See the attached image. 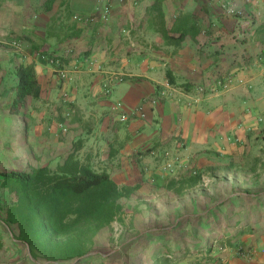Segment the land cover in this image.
I'll list each match as a JSON object with an SVG mask.
<instances>
[{
	"label": "crops",
	"instance_id": "1",
	"mask_svg": "<svg viewBox=\"0 0 264 264\" xmlns=\"http://www.w3.org/2000/svg\"><path fill=\"white\" fill-rule=\"evenodd\" d=\"M50 54L68 55L72 82L42 58ZM21 63H35L42 93L14 115ZM109 73L124 82L106 96ZM230 76L244 83L212 91ZM119 101L126 123L112 110ZM253 133H264V0H0V151L28 169L55 168L80 147L83 161L127 176L143 152L185 165L234 154Z\"/></svg>",
	"mask_w": 264,
	"mask_h": 264
},
{
	"label": "trees",
	"instance_id": "2",
	"mask_svg": "<svg viewBox=\"0 0 264 264\" xmlns=\"http://www.w3.org/2000/svg\"><path fill=\"white\" fill-rule=\"evenodd\" d=\"M60 56L65 62L68 55ZM15 75L11 113L17 115L42 91L35 63H21ZM242 144L241 155L215 153L183 164L167 184L147 181L138 159L141 179L119 185L107 167L79 158L80 147L55 168L0 171V264H231L234 256L248 261L264 242V177L256 166L254 174L240 173L247 166L248 139ZM205 166L213 173L208 187ZM149 184L171 197L164 203L170 213H159L155 202L142 197ZM130 208L139 216L154 215L153 224L140 228L136 215L126 224ZM116 221L124 225L120 240L113 235ZM103 237L108 254L97 251Z\"/></svg>",
	"mask_w": 264,
	"mask_h": 264
},
{
	"label": "rangeland",
	"instance_id": "3",
	"mask_svg": "<svg viewBox=\"0 0 264 264\" xmlns=\"http://www.w3.org/2000/svg\"><path fill=\"white\" fill-rule=\"evenodd\" d=\"M9 47V46H7ZM10 48V47H9ZM248 139V153L246 156H244L243 162L247 165L246 170L243 172H240L242 174H247L251 175L254 174L250 169L254 168L255 166L257 167L256 171L262 178L264 177V133L258 134V133H253L252 135L247 137ZM5 147V144H0L1 147ZM18 146V145H17ZM243 151V147L240 145V147H237V149L234 151L236 155H239ZM6 150L0 151V171L3 170H29L27 166L23 165V161L21 159H11L8 158V155H11L10 152ZM141 161H143L145 169L147 171L146 173V178L148 179L147 181L154 182L155 180L157 181L156 184L159 182L167 184V182L172 179L173 177H179L181 172H183V163L181 161V156L179 159L176 158L175 155L169 152V157L166 159V156L164 157L163 155H150L146 152ZM241 155V154H240ZM238 157V156H237ZM101 161V160H100ZM207 162V161H206ZM205 162L204 165H207ZM258 164L256 165V163ZM168 165H171L169 167ZM94 166L96 167H102L101 162L95 163ZM169 167V168H168ZM206 171L204 172V175L202 177L204 178V181L206 183L205 187H208L207 185L213 181V173L210 171L207 167ZM54 168V166H52ZM251 171V172H250ZM127 176L124 174L121 175V173H115L114 179L118 182L119 185H124V184H134L135 181L138 179H141V171L139 169V165L137 167V172L135 174H129L126 173ZM159 177V178H158ZM160 180H158V179ZM263 180V179H261ZM162 194L160 192H157L156 189H154L153 184H149L148 186L144 187L142 189V197H144L147 200H152L157 204L156 207H158V210L160 211L159 213H170L171 209L169 208L166 211V206L164 203L168 202V200H171V197H167L166 199L163 198L162 196L166 195L165 190H161ZM136 203L134 201L130 202V206L135 205ZM135 212H133V208L131 210L128 209L126 216H124L125 223L130 224L131 219ZM143 216H138L139 221L138 225L140 228H143L145 226L152 225L155 219L154 215H150V213L144 211L142 214ZM174 215L171 216V219L174 220ZM124 229V225L116 221L113 223V235L115 238L120 240L119 236H121L122 232ZM107 238L103 237L102 238V243L99 246V249L97 251L108 254L109 253V245H105L107 243ZM259 248L257 249V254L252 256L248 261L238 258L236 256L233 257V260L231 264H264V242L259 243ZM197 258H194L191 260V262H196ZM115 264H118L115 262Z\"/></svg>",
	"mask_w": 264,
	"mask_h": 264
},
{
	"label": "built area",
	"instance_id": "4",
	"mask_svg": "<svg viewBox=\"0 0 264 264\" xmlns=\"http://www.w3.org/2000/svg\"><path fill=\"white\" fill-rule=\"evenodd\" d=\"M224 10L226 11V13L230 16H241V12L237 11L236 9L232 8V7H227L224 6ZM109 14H110V9L106 8L104 13H103V19L107 20L109 18ZM75 19L77 21H82L83 19L80 17H75ZM87 21H90V19H87ZM8 45L10 47H12L14 50L16 51H23V43L19 40H11L8 42ZM61 56L59 54H50V55H42V58L45 59L48 64L53 68L54 72L58 75V77L66 82H72L73 81V77L70 75V73L64 68V62L63 60L60 58ZM91 65L94 64L93 62H90ZM236 78L233 76L230 77H226L224 79H217L215 81V83L213 84V90L212 91H227L229 90L233 85H235L236 82ZM238 83L243 84L244 82L242 80H237ZM124 82V78L120 75L117 74H113V73H109L108 76L105 79V83H104V94L106 96L111 95L112 91H113V87L117 84H121ZM199 92L203 93L205 91L204 87H200L198 89ZM168 94L167 91H163L160 96L166 97V95ZM161 97H158L156 99H154L152 102L156 103L158 101V99H160ZM65 103L69 102V95L68 93L64 94L63 96ZM113 112L116 113L117 118L120 122L122 123H126L129 120V116L126 112L125 109V105L123 104V102L119 101L116 102L113 105L112 108ZM142 108L139 109L140 112H142ZM68 117H70V115H67ZM59 127L62 129L63 132H68V126L66 123H61L59 125ZM166 159H168L169 157V153L165 154ZM169 167H171V165H168ZM168 167V168H169Z\"/></svg>",
	"mask_w": 264,
	"mask_h": 264
},
{
	"label": "water",
	"instance_id": "5",
	"mask_svg": "<svg viewBox=\"0 0 264 264\" xmlns=\"http://www.w3.org/2000/svg\"><path fill=\"white\" fill-rule=\"evenodd\" d=\"M77 261H78V260H77ZM77 261H75L74 263H76ZM74 263H73V264H74Z\"/></svg>",
	"mask_w": 264,
	"mask_h": 264
}]
</instances>
